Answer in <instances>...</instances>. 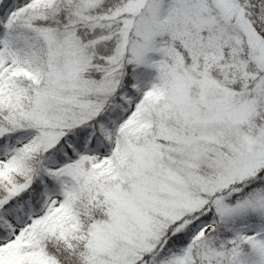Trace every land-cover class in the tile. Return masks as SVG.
Instances as JSON below:
<instances>
[{"label": "snow or ice", "instance_id": "snow-or-ice-1", "mask_svg": "<svg viewBox=\"0 0 264 264\" xmlns=\"http://www.w3.org/2000/svg\"><path fill=\"white\" fill-rule=\"evenodd\" d=\"M0 264H264V0H0Z\"/></svg>", "mask_w": 264, "mask_h": 264}]
</instances>
